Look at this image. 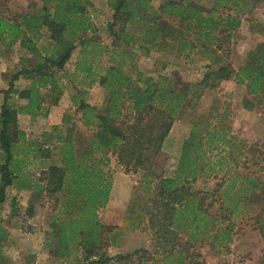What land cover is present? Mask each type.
I'll return each mask as SVG.
<instances>
[{
  "label": "rangeland",
  "instance_id": "1",
  "mask_svg": "<svg viewBox=\"0 0 264 264\" xmlns=\"http://www.w3.org/2000/svg\"><path fill=\"white\" fill-rule=\"evenodd\" d=\"M112 1L115 0H91L83 16L87 28L74 36L76 44L79 41L86 44L77 45L63 70L43 69L46 77L54 74L45 88L41 87L40 75L22 72L31 71L39 56L48 55L46 48L51 50L53 46L48 34L44 32L35 39V33L24 29L14 44L8 45L6 39L0 41V106L10 85L13 90L7 103L15 109L28 105V100L19 97L20 91L35 86L42 97L36 98L39 107L34 115L17 113V129L23 138L14 145L12 153L16 162L10 167L13 170L15 165L19 173L11 175V184L6 187L4 202L0 204V264H81V251L74 245L64 250L57 231L66 217V193L56 203L55 198L43 191L38 179L49 166L60 165L59 147L65 142H58L57 138L66 137L70 125L74 124L75 150L81 154L88 151L91 135L96 131L86 121L94 122L97 113L112 115L108 105L110 92L99 84V77L108 67H117L133 80L141 79L140 87L145 82L167 77L170 80L165 82L166 86L181 90L186 84L198 83L207 66L211 71L220 66L237 71L258 45L264 44V0L238 3L235 9L241 19L240 26L224 41L221 52L212 57L206 54L214 51L213 48L207 52L199 47L192 50L188 42H182L183 26L178 19L165 14L164 6L169 1L183 5L193 2L207 9L218 6L217 11L221 12L222 0H149L143 11L135 9L139 3L134 0L130 7L132 22L124 24L126 34L116 44L108 29L114 11ZM43 6L44 0H0V17L12 23L20 22L24 15L36 14ZM152 27L158 34L154 46L147 40L154 35L145 30ZM168 31L173 35L166 38ZM193 33L194 29H189L185 40L191 42ZM23 39L32 41V50L20 45ZM85 63L91 65L88 73L80 68ZM80 103L92 109L86 120L82 118ZM117 106L121 114L118 118L111 116L112 123L122 129L133 126L136 115L131 103L120 100ZM158 126L155 120L152 125L138 126L140 130L153 127L151 138L155 141L137 146L128 166L121 162L117 150L105 155L103 170L108 175L109 196L106 204L95 211V217L100 224L115 228L108 235L105 249L110 257L155 244L147 220L151 208L156 211L159 206L153 202L161 203L165 195L163 179H175L179 186L188 183L196 191H211L220 179L230 176L235 185L228 182L223 190L239 195L241 177L248 175L260 183L255 199L264 197V97L252 98L244 83L235 79L222 81L216 89L207 90L197 100L184 104L161 141L157 140ZM45 151L48 157L41 158ZM96 156L103 158L100 153ZM4 159L0 150V165ZM210 200L209 197L206 204ZM217 207L213 204L209 215H214ZM247 209V204L241 206V210ZM236 217L227 248L212 249L210 240L201 241L197 235L196 240L190 241L187 252L190 260L186 264H264L259 232L252 221L239 220L241 215ZM190 231L180 233V244L189 242Z\"/></svg>",
  "mask_w": 264,
  "mask_h": 264
},
{
  "label": "trees",
  "instance_id": "2",
  "mask_svg": "<svg viewBox=\"0 0 264 264\" xmlns=\"http://www.w3.org/2000/svg\"><path fill=\"white\" fill-rule=\"evenodd\" d=\"M148 1L137 0L139 5L135 9L143 11ZM243 1L222 0L221 12L217 11L218 6L207 9L193 2L183 5L182 2L169 1L164 6V12L169 17L178 19L182 24L180 32L182 42H188L192 50L199 47L207 52L213 48L214 51L206 54L212 57L217 52H221L224 41L230 37L233 30L240 26L241 19L235 8ZM133 2L134 0H115L111 3L114 11L108 29L113 35L114 44L121 35L126 34L123 31L124 24L132 22L130 7ZM89 5L91 0H44V6L36 14H26L20 22L12 23L0 17V41L6 39L9 40L8 45L14 44L21 37L20 32L24 29L35 33V39L44 32L48 34L50 43L53 44L51 50L46 48L48 55L39 56L37 64L31 71L22 72L40 75L41 87L45 88L54 74L46 77L43 69L50 67L57 71L63 70L77 45L82 47L86 44L85 41H79L76 44L74 36L87 28L83 16ZM117 25L119 27L116 29ZM192 28L194 29L192 40L186 41L185 38H188L186 33ZM145 30L154 35L147 38L151 46H154V40L158 38L157 30L154 27ZM171 32L168 31L164 37H171L173 35ZM31 42L30 39L27 41L23 39L20 45L32 50ZM248 59L245 65L235 72L223 66L211 71L207 66L208 70L198 83L186 84L187 86L181 90H176L171 85L166 86L165 82L170 80L167 77H161L151 83L145 82V86L140 87L138 82L141 79L133 80L129 75L120 73L117 67L112 66L105 70L104 75L99 77V84L110 92L108 105L112 115L97 113L94 122L86 121V124L94 125L96 131L91 135L88 151L81 154L75 150L74 124L70 125L68 135L57 138L58 142H65L59 147L60 165L49 166L42 171L38 179L43 191L47 193V196L55 198L56 203L59 196L63 192L66 193L65 218L70 219L67 221L64 218L60 221L59 229H57L60 245L64 250L71 245L76 246L81 251V264H151L153 262L186 264L190 260L187 253L191 246L190 241L196 240L197 235L201 241L210 240L212 249L227 248L232 240L236 216L241 215L239 220L252 221L259 232L263 241L261 262L264 263V197L255 199L260 183L248 175L241 177L239 195H230L224 191L228 182L232 186L235 185L230 176L220 179L211 191H196L191 189L188 183L179 186L175 179H163L161 183L165 195L161 203L153 202L159 206L156 207V211L154 207L151 208L152 212L150 211L147 220L148 229L152 231V241L155 242L151 248L143 247L129 254L108 256L105 253L108 235L115 228L100 224L95 217V211L106 204L109 196L108 175L103 170L106 162L105 155L111 150H117L121 162L128 166L133 160L132 156L137 151V146L151 145L155 141L151 138L154 134L153 127L140 130L139 125H152L154 120L155 123L159 122L156 129L159 134L157 140H163L169 133L173 121L178 118L184 104L197 100L201 93L214 90L220 82L230 79H235L237 83H244L247 93L252 98L264 97V44L258 45L256 52ZM80 68L82 72L88 73L91 65L85 63ZM12 90L13 87L10 85L4 91L3 103L0 106V150L5 156L4 162L0 165L3 182L0 187V204L4 202L6 187L11 184V175L19 173L15 165L13 170L10 169L16 162L12 153L14 145L23 138L17 129V113L20 111L26 112L27 115H34V110L39 107V101L36 98H42L35 86L20 91L19 97L28 100V105L15 109L7 103ZM120 100L130 102L132 111L136 115L134 125L126 129L118 128L109 119L111 116L116 118L120 116L117 106ZM79 109L82 111L83 120L87 119L89 109L92 111L84 103L79 104ZM66 120L64 119V122ZM185 147L187 148V144ZM45 153L46 155L41 158L48 157V151ZM97 153L102 154L104 159L97 157ZM193 165L189 163V166ZM209 197L211 200L206 204ZM213 204H217V210L214 215H209L208 211ZM243 204H247L249 209L241 210ZM189 231V242L180 244L178 242L180 233H189Z\"/></svg>",
  "mask_w": 264,
  "mask_h": 264
}]
</instances>
